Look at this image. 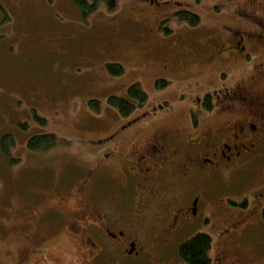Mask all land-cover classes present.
<instances>
[{
  "label": "rangeland",
  "instance_id": "374dc122",
  "mask_svg": "<svg viewBox=\"0 0 264 264\" xmlns=\"http://www.w3.org/2000/svg\"><path fill=\"white\" fill-rule=\"evenodd\" d=\"M117 1L114 11L102 3L84 18L75 0H0V264H22L25 259L43 264L46 256L35 249L37 219L25 216L23 210L52 191L46 200L37 201L34 211L56 206L66 215L70 212L76 199L73 195L62 204L60 186L87 179L92 166L101 167L99 156L108 153L121 126L130 120L107 103L108 97L129 98L128 88L140 83L148 101L130 118L165 113L167 127H180L185 108L198 107L197 100L217 83L218 66L206 68L200 62L201 38L206 39L213 28L231 24L235 7L249 2ZM161 4L165 6L161 17L152 15L147 21L148 9ZM181 9L196 13L200 24L191 27L179 21L173 11ZM187 39L177 74L141 62L143 47L148 46L144 52L158 45L179 49ZM108 63L123 65L125 73L111 75ZM159 79L168 84L158 87ZM90 100L99 101L100 109L92 107ZM5 134L16 140L9 153L1 148ZM45 134L55 135L57 141L46 149L28 147L32 136ZM256 154L254 165L241 172L226 192L235 203L224 213L233 221L232 227L220 221H198L175 246L180 260V245L204 232L213 239L212 264H264V144ZM98 176L101 192L109 194L112 177L104 174V168ZM244 194L249 196L248 205L243 203ZM63 226L54 240L68 234ZM65 253L54 247L47 258L66 264ZM70 254L71 260L80 257L74 245ZM181 264L187 263L181 260Z\"/></svg>",
  "mask_w": 264,
  "mask_h": 264
},
{
  "label": "flooded vegetation",
  "instance_id": "af4514ba",
  "mask_svg": "<svg viewBox=\"0 0 264 264\" xmlns=\"http://www.w3.org/2000/svg\"><path fill=\"white\" fill-rule=\"evenodd\" d=\"M235 8L231 24L201 38L200 62L218 66L217 83L197 100L198 107L185 108L180 127H167L165 113L129 116L108 153L99 156L102 166H92L87 179L60 186L62 204L76 199L67 215L56 206L32 208L52 191L23 210L37 219L35 249L46 256L43 264L56 263L47 258L54 247L66 252V264H181L175 246L186 229L200 220L232 227L224 213L235 203L226 192L254 165L264 144V0ZM164 9L162 4L148 9L145 19ZM190 39L179 49L158 45L141 62L177 74ZM100 168L113 179L109 194L96 183ZM241 197L247 205L249 196ZM62 226L68 234L54 240ZM73 245L77 260L70 258Z\"/></svg>",
  "mask_w": 264,
  "mask_h": 264
},
{
  "label": "trees",
  "instance_id": "16d2710c",
  "mask_svg": "<svg viewBox=\"0 0 264 264\" xmlns=\"http://www.w3.org/2000/svg\"><path fill=\"white\" fill-rule=\"evenodd\" d=\"M75 3L84 18H87L96 12L102 3L106 4L108 11H114L118 6L117 0H75ZM148 12L151 11L148 10ZM174 16L179 21L187 22L191 27L198 26L201 21L200 17L196 13L187 9L178 10L174 13ZM170 31L172 32V30L168 29V32ZM147 47H143L140 57ZM106 68L107 71L114 76H120L125 73L124 66L119 63H108ZM167 84L168 82L164 79H159L156 82L158 87H164ZM128 96L129 98H123L116 95H110L107 99V103L116 108L123 118L131 116L138 106H143L148 101V94L142 89L140 83H134L128 88ZM207 100L210 101V99ZM99 104V101L90 100V105L95 109H100ZM56 141V136L52 134L35 135L29 139L28 147L30 149H46ZM15 145L16 140L14 135L5 134L2 137L1 148L4 153H9L11 148ZM262 214L264 218V207ZM212 243L213 239L210 234L204 232L196 233L180 245L178 252L179 257L187 264H212L213 259L210 255Z\"/></svg>",
  "mask_w": 264,
  "mask_h": 264
}]
</instances>
